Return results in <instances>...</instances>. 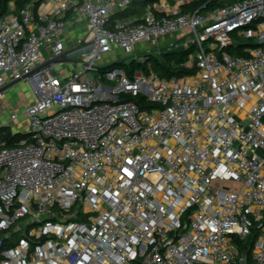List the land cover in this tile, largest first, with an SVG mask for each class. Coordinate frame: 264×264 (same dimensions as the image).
<instances>
[{
  "label": "built area",
  "instance_id": "built-area-1",
  "mask_svg": "<svg viewBox=\"0 0 264 264\" xmlns=\"http://www.w3.org/2000/svg\"><path fill=\"white\" fill-rule=\"evenodd\" d=\"M132 1L0 16V87H32L0 122V264H264V0ZM191 44L192 72L152 70Z\"/></svg>",
  "mask_w": 264,
  "mask_h": 264
},
{
  "label": "trees",
  "instance_id": "trees-1",
  "mask_svg": "<svg viewBox=\"0 0 264 264\" xmlns=\"http://www.w3.org/2000/svg\"><path fill=\"white\" fill-rule=\"evenodd\" d=\"M11 0H0V16L8 11V4ZM32 0H15V5L17 8L22 7L25 3L30 2ZM156 0H133L129 7L117 13V17H129L131 15H141L144 7L152 3ZM232 1V0H230ZM207 2V0H192L188 4L184 6V10L193 9L199 7L203 3ZM225 0H210L207 2L208 6H214L216 4H222ZM38 1L36 2V4ZM194 45L191 44L189 46H181L179 48L170 49L163 51L160 56H150L149 61L151 63V68L154 72H156L160 77H170L173 75H182L185 73L192 72L194 68L188 69L184 66V62L187 59L188 54L194 49ZM119 66H124L128 75H132L135 70L143 69L145 71L148 70L147 63H139L137 61H131L129 63H125L123 60L115 63ZM128 98H134L137 102L141 104V106L149 107L151 104L144 103L142 97L140 96H126ZM25 137V134L19 131L11 133L7 130V134L5 138L8 144H12L14 141L19 140Z\"/></svg>",
  "mask_w": 264,
  "mask_h": 264
},
{
  "label": "rangeland",
  "instance_id": "rangeland-1",
  "mask_svg": "<svg viewBox=\"0 0 264 264\" xmlns=\"http://www.w3.org/2000/svg\"><path fill=\"white\" fill-rule=\"evenodd\" d=\"M197 54L194 48L187 56L191 59ZM121 57H123L121 55ZM32 87L28 81H20L17 84L4 90V95L0 97V122L10 116L13 109H21L26 103L31 100L30 91ZM15 127L14 124H12Z\"/></svg>",
  "mask_w": 264,
  "mask_h": 264
},
{
  "label": "water",
  "instance_id": "water-1",
  "mask_svg": "<svg viewBox=\"0 0 264 264\" xmlns=\"http://www.w3.org/2000/svg\"><path fill=\"white\" fill-rule=\"evenodd\" d=\"M57 62H78V61L75 59L67 57L64 52H61L57 55L46 58L44 61H42L36 67L31 69L29 71V73H27L24 77L29 76V75L34 74V73H38L40 70L51 66L52 63H57ZM118 62L119 61H116V63H118ZM21 80H22V78H16V79L11 80L10 82H8L5 85H3L2 87H0V92L11 87V86H13V85H15V84H17Z\"/></svg>",
  "mask_w": 264,
  "mask_h": 264
},
{
  "label": "crops",
  "instance_id": "crops-1",
  "mask_svg": "<svg viewBox=\"0 0 264 264\" xmlns=\"http://www.w3.org/2000/svg\"><path fill=\"white\" fill-rule=\"evenodd\" d=\"M132 16V15H131ZM137 16H139V15H137ZM82 23V22H81Z\"/></svg>",
  "mask_w": 264,
  "mask_h": 264
}]
</instances>
